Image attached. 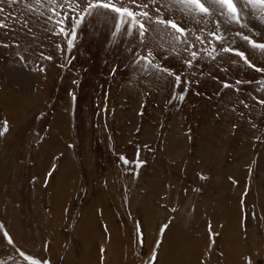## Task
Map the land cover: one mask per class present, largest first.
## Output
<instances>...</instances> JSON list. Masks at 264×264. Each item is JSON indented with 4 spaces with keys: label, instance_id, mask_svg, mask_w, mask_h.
<instances>
[{
    "label": "rangeland",
    "instance_id": "rangeland-1",
    "mask_svg": "<svg viewBox=\"0 0 264 264\" xmlns=\"http://www.w3.org/2000/svg\"><path fill=\"white\" fill-rule=\"evenodd\" d=\"M43 42L56 56L43 62L46 73L33 71L34 56L26 64L0 48V123L10 126L0 138V264L41 255L52 264H143L158 239L159 264H198L210 244L209 264H243L249 253L264 264V220L251 217L264 213V146L252 147L264 133L258 113L259 130L231 112L218 117L237 98L216 97L211 78L175 106L169 87L143 97L130 73L110 74L118 61L91 29L63 68L68 54ZM137 159L147 163L132 171Z\"/></svg>",
    "mask_w": 264,
    "mask_h": 264
},
{
    "label": "snow or ice",
    "instance_id": "snow-or-ice-1",
    "mask_svg": "<svg viewBox=\"0 0 264 264\" xmlns=\"http://www.w3.org/2000/svg\"><path fill=\"white\" fill-rule=\"evenodd\" d=\"M89 29L104 36L106 50L118 61L110 74L115 77L118 71L130 73L129 83L145 84L140 93L143 97L155 89L169 87L166 104L175 106L194 86L211 78L219 85L216 97L223 100L227 90L237 98L230 108L221 106L223 113L218 108L217 116L223 118V114L231 112L259 130L253 114L258 113L264 120V0H0V48L14 50L26 64L28 57L34 56L33 71L46 73L43 62H56L54 53L44 51V40L48 46L54 45L61 56L68 54L67 60L59 64L63 68L76 59L73 50L83 43ZM248 72L255 75L239 76ZM249 87L251 90H246ZM144 107L141 103L140 108ZM138 114L143 116L142 111ZM238 127L237 123L231 124L233 133ZM9 130L5 119L0 123V138ZM252 139L257 142L252 147L264 146V133ZM119 160L123 165L130 163L123 155ZM131 163L135 171L147 161L137 159ZM248 172L252 174L251 165ZM198 175L206 179L202 173ZM248 215L244 212L242 216L245 237ZM251 217L264 220V213L257 217L253 211ZM139 227L142 236V225ZM168 227L163 224L160 232ZM209 232L211 237L219 236L211 225ZM160 246L158 239L143 264H159ZM104 251L101 247L100 252ZM211 253L210 244L198 264H209ZM32 264L52 261L41 255ZM243 264H256L251 253L244 257Z\"/></svg>",
    "mask_w": 264,
    "mask_h": 264
}]
</instances>
